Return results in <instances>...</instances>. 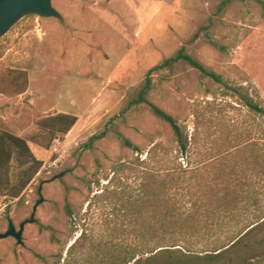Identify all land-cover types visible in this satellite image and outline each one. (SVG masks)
Returning a JSON list of instances; mask_svg holds the SVG:
<instances>
[{"label":"rangeland","instance_id":"obj_1","mask_svg":"<svg viewBox=\"0 0 264 264\" xmlns=\"http://www.w3.org/2000/svg\"><path fill=\"white\" fill-rule=\"evenodd\" d=\"M221 1L53 0L62 17L28 14L0 38V77L20 68L29 78L26 92L0 93V127L28 139L43 163L24 191L25 201L2 198L0 231L7 229L9 214L17 228L31 216L40 185L44 197L37 221L25 227L23 245L14 237L0 240V264H55L59 257L66 264L68 249L83 230L93 228L95 237H107L109 227L122 223L123 210L139 194L142 167L133 163L137 153L122 144L116 129L142 147L143 157L153 140L177 154L179 144L168 124L147 105H127L147 71L183 45L225 83L181 62L172 72L152 74L150 98L177 116L189 143L200 125V149L209 160L202 169L205 177L210 180L219 170V159L211 157L229 142L243 143L250 132L262 148L260 155L264 152V115L250 106L252 101L264 108L262 88L253 79L258 75L264 83V0H232L226 6ZM202 26L198 39L188 41ZM58 113L76 114L78 120L49 147L48 137L34 141L37 124ZM244 183L229 197L212 196L219 198L211 201L213 225L202 223L196 232L187 228L179 245L130 264H264V220L249 230L264 215V176ZM176 197L186 215L197 209L193 193L185 190ZM208 198L199 202L201 214ZM67 203L88 214L75 219L74 234Z\"/></svg>","mask_w":264,"mask_h":264},{"label":"trees","instance_id":"obj_2","mask_svg":"<svg viewBox=\"0 0 264 264\" xmlns=\"http://www.w3.org/2000/svg\"><path fill=\"white\" fill-rule=\"evenodd\" d=\"M231 1L222 0L221 6H226ZM203 29H205L204 26L200 27L188 41L197 40ZM181 62L216 82L225 83L221 74L190 53L186 45L147 71L142 88L130 98L127 107L131 109L147 105L160 121L170 126L180 150L174 154V147L163 141L153 140L147 156L143 157L142 147L116 129L122 144L137 153L133 163L137 167H142L139 194L130 201L127 209L123 210L122 223L114 225L112 229L109 227L107 237H95L93 228L83 230L70 245L66 264H130L138 260L141 255L158 252L168 246H177L179 244L175 243L183 236L187 228L196 232L202 223L213 225L212 217L215 211L211 201L214 199L219 202V198H212L214 194L223 193L229 197L233 190L238 192L239 188L245 186V183L242 184L245 178L252 180L256 175L264 176V152L260 155L262 148L250 132L243 143L233 145L229 142L226 148L222 146L217 155L211 157L219 159L216 161L219 170L210 180L205 177V171L202 172V169L209 160L208 157L203 156L200 149L198 140L200 125L196 126L189 143L188 136L185 135L177 116L150 98L154 88L152 74L164 70L172 72ZM28 84L26 70L7 69L0 77V93L22 94L27 91ZM250 106L264 115V108L259 104L251 101ZM77 120L78 116L70 113H58L42 119L37 124L38 131L32 135V139L41 142L43 138L48 137L50 139L45 146L49 147L57 136H65ZM105 135L106 132H103L102 135L94 136L91 142ZM234 149L236 150L231 151ZM179 153L186 154L185 158L180 157ZM16 163L18 168L15 166ZM42 164V161L34 155L28 139L16 135L5 127H0V203L4 200L16 199L18 202L25 201L24 191L40 171ZM185 190L196 197L193 206L197 209L189 215L181 211V198L176 197L178 194L182 195ZM3 197L5 199L2 201ZM206 197H209V206L206 205L205 213L201 214L199 209L202 204L199 202L205 201ZM9 211L10 205L7 206V213ZM66 212L72 222L70 230L74 234L77 231L75 219L83 220L88 214L81 215L80 211H75L73 204L71 207L70 203L66 205ZM263 220L264 215L260 216L249 230ZM52 236L53 239H57L55 232ZM239 240L240 238L233 240L232 244L226 246L229 248ZM170 242H174L173 245H169ZM55 264H61L60 257ZM253 264H261V261Z\"/></svg>","mask_w":264,"mask_h":264},{"label":"water","instance_id":"obj_3","mask_svg":"<svg viewBox=\"0 0 264 264\" xmlns=\"http://www.w3.org/2000/svg\"><path fill=\"white\" fill-rule=\"evenodd\" d=\"M28 14H37L41 17H62V14L54 7L53 0H0V38L3 37L21 18ZM59 176L53 178L57 179ZM40 198L36 201L31 216L24 219L17 228L13 217L9 214L8 227L0 231V240L14 237L18 244L23 245V234L27 224L35 223L38 206L44 201L42 187Z\"/></svg>","mask_w":264,"mask_h":264},{"label":"crops","instance_id":"obj_4","mask_svg":"<svg viewBox=\"0 0 264 264\" xmlns=\"http://www.w3.org/2000/svg\"><path fill=\"white\" fill-rule=\"evenodd\" d=\"M254 81H255V84L259 87V88H262V93H263V95H264V83L261 81V79H259V77H258V75L257 76H254ZM257 87V88H258ZM258 88V89H259Z\"/></svg>","mask_w":264,"mask_h":264},{"label":"flooded vegetation","instance_id":"obj_5","mask_svg":"<svg viewBox=\"0 0 264 264\" xmlns=\"http://www.w3.org/2000/svg\"><path fill=\"white\" fill-rule=\"evenodd\" d=\"M40 187H42V185H40ZM40 187H39V190H40ZM39 194H40V192H39Z\"/></svg>","mask_w":264,"mask_h":264}]
</instances>
